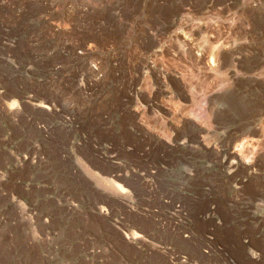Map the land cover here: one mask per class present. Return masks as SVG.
I'll use <instances>...</instances> for the list:
<instances>
[{
  "label": "rangeland",
  "instance_id": "rangeland-1",
  "mask_svg": "<svg viewBox=\"0 0 264 264\" xmlns=\"http://www.w3.org/2000/svg\"><path fill=\"white\" fill-rule=\"evenodd\" d=\"M0 264H264V0H0Z\"/></svg>",
  "mask_w": 264,
  "mask_h": 264
},
{
  "label": "bare ground",
  "instance_id": "bare-ground-1",
  "mask_svg": "<svg viewBox=\"0 0 264 264\" xmlns=\"http://www.w3.org/2000/svg\"><path fill=\"white\" fill-rule=\"evenodd\" d=\"M14 105H16V101H13L10 106L13 107ZM106 181L103 183L105 187L112 190V192H116L118 194H125L126 193V188L120 184V183H117L113 180H108V179H105ZM121 197H125V196H121ZM136 232H134L133 235H135ZM137 235V234H136Z\"/></svg>",
  "mask_w": 264,
  "mask_h": 264
}]
</instances>
